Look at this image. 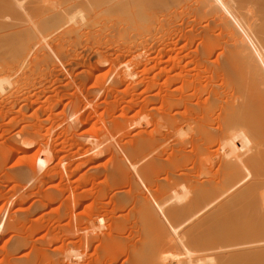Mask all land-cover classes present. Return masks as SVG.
<instances>
[{
  "label": "bare ground",
  "instance_id": "bare-ground-1",
  "mask_svg": "<svg viewBox=\"0 0 264 264\" xmlns=\"http://www.w3.org/2000/svg\"><path fill=\"white\" fill-rule=\"evenodd\" d=\"M181 24L188 29V38H197L194 49L191 45L193 61L190 60L195 70L176 86L180 88L183 85L185 88L189 85L191 91L187 93L193 94L194 101L188 103L183 93L177 92L178 96H173L176 98L173 99L166 88L156 93L160 106H163L161 111L140 114L134 121L129 119L131 123H128L132 126H137L139 121L136 120L151 125L157 136L141 134L131 142L128 140L130 161L125 160L136 183L130 184L129 180L127 185L122 183L126 186L124 190L113 191L115 203L128 202L130 212L126 213H130L136 230L140 232L136 233L141 234L137 244L129 247L128 251L124 247L128 257L123 262L264 264V0H0V93L5 86L11 85L7 80L10 71L26 61L29 55V60L39 63L42 57L45 58L42 51L49 52L55 59L52 50L66 52L79 44L83 48L91 44L98 48L102 47L101 44L111 45L119 39L121 47L123 43L132 47L146 40L150 31H175L180 29ZM187 41L190 42V39ZM211 53L212 58L206 59ZM154 55L151 67L162 72L161 82H173L172 75H179V72H169H172L171 67L178 63L181 54H165L169 57L167 63L170 60L172 64L167 65L169 67L163 66L158 51ZM122 72L125 77L132 76L126 68ZM200 72L202 74L198 75ZM200 91L204 92L202 98L197 96ZM172 100L178 103L177 100H181L182 107L184 103L186 107L179 114L170 110L168 113L166 108L171 106ZM212 108H215V113L210 116L215 117L213 122H216L215 126L219 125L217 130H214L216 127L210 129L205 123ZM168 139L172 143L166 146L164 159L152 157L144 162L155 150L166 145ZM35 153L34 165L44 167L50 163L51 154L45 145L41 144ZM116 163L112 164L110 171L107 169L114 186L123 182L126 176L122 166ZM137 185L147 192L149 201L138 194ZM101 213L89 212L88 221L85 219L88 227L83 225L80 227L82 230L79 228L84 236L86 227L90 232L100 227ZM2 220L3 217L0 218V227ZM115 239L112 241L116 242ZM97 242L99 245V240ZM78 245L75 249L80 256L76 253L73 257L71 253L69 264H83Z\"/></svg>",
  "mask_w": 264,
  "mask_h": 264
},
{
  "label": "rangeland",
  "instance_id": "rangeland-1",
  "mask_svg": "<svg viewBox=\"0 0 264 264\" xmlns=\"http://www.w3.org/2000/svg\"><path fill=\"white\" fill-rule=\"evenodd\" d=\"M184 26L181 24L180 29L172 30L173 32L150 31L146 40L132 45V47L130 44L126 46L124 43L121 47L122 41L119 39L116 42L113 40L114 43L111 45L101 44L102 47L98 46V48L94 44L86 48L79 44V47L74 46L66 52L56 53L52 50L56 60L49 52L42 51L45 58L42 57L43 60L38 61L39 63L29 60L30 55H27L26 61L11 70L9 76L6 74L8 83L10 81L11 85L5 86V90L0 93V213L2 212L0 218L3 217L2 227H0V264H69L71 253L74 254L73 257L76 253L80 256L75 249V245L78 244L81 245H78L77 249L79 248L78 251L82 252L80 260L83 264H85L84 262H87L86 264L127 263H124L127 261L125 257H128V255L125 256L127 252L124 250L128 251L129 247L137 244L141 234L136 233L139 231L136 230L130 213H126L129 211L128 202H124L125 205L124 203H115L113 191L124 190L126 187L124 185H127L129 180L130 184L136 183L134 175L126 164V160L130 161L127 144L141 134L157 136V131L151 130L153 127L144 125L140 122L141 120H136L139 121L137 126H132L129 123L137 119L140 114L161 111L163 106H160L157 94L163 90L168 89L172 97L178 96L177 93H183L182 95L188 103L194 101L193 94H188L191 91L189 85L186 86L188 87L187 91L183 85L180 86L182 90L176 86L181 79L189 78L195 70V67L192 66L193 62L191 63L190 60L193 61L191 51L196 46L197 38L194 36L188 38L186 36L188 29ZM182 35L185 36H183V40ZM155 37L159 39L158 42ZM189 39L190 42L187 41ZM185 40L189 43L188 45L183 43H187ZM169 50L171 51L169 52ZM175 50L179 54L174 53ZM157 51L159 58L163 59L161 62L164 67L172 65L170 60L167 63L169 57L166 55L173 53L179 56L181 54L177 60L178 63L176 62L177 64L171 67L172 72L168 71L169 74L179 72V75H172L173 82L166 84L161 82L163 80L162 72L156 71L157 69L153 70L155 67H151L150 62ZM212 55L213 53L209 54L206 59H211ZM165 60L167 61L165 62ZM183 62L191 64L185 66L187 64H183ZM123 68L130 71L132 76L125 77L122 72ZM180 68L185 69H181L180 72ZM200 74L202 72L198 75ZM148 78L149 80H147ZM203 95L202 91L197 94L199 98H202ZM174 97L173 99H176ZM148 99L149 101H147ZM174 101L170 102L171 106L166 108V112L179 114L186 104L184 103L185 106L182 107L181 100H177L179 103ZM211 110L207 114L205 123L210 129L216 127L214 130H217L219 125L215 126L216 122H213L215 117L210 116L215 113V108ZM161 131L164 132L163 129ZM169 140L171 139L166 140V145H160L159 147L162 146V148L158 147L159 149L155 150L144 162L152 157L164 159L167 153L166 146L172 143ZM99 141L102 144L93 148V145ZM103 143L105 147L102 146ZM41 144L50 151L51 161L44 167H37L34 165L33 157ZM184 148L187 149L186 145ZM115 163L122 166L126 175L123 182L115 184L116 186L107 175V169L110 171L112 164ZM135 172L139 173L137 169ZM138 176L140 177V175ZM137 187L138 194H142L141 196L149 201L147 192L139 185ZM135 192H137L136 189ZM114 205L117 208L113 207ZM93 211L102 212L103 221L97 228L98 230H94L95 233L92 230L90 232L87 228V216L89 212ZM164 216L169 222L168 217L165 214ZM127 224L129 226H126ZM83 225L87 226L85 236H87V232H90L87 238L83 231H79L84 227ZM109 225L111 228L108 229ZM135 236L138 238H133ZM78 238H80L79 243ZM114 238L118 243L113 240L116 247L112 241ZM96 240H99V245ZM110 243L114 245L113 248ZM99 246L102 247L101 250ZM104 248L106 251L103 252ZM95 252L96 254H94ZM105 254H110V256L106 257Z\"/></svg>",
  "mask_w": 264,
  "mask_h": 264
}]
</instances>
